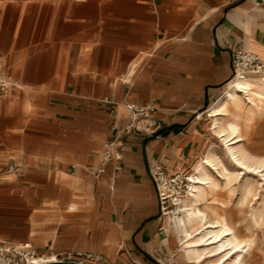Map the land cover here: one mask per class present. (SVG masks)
<instances>
[{
  "label": "crops",
  "instance_id": "obj_1",
  "mask_svg": "<svg viewBox=\"0 0 264 264\" xmlns=\"http://www.w3.org/2000/svg\"><path fill=\"white\" fill-rule=\"evenodd\" d=\"M239 48L264 62V0H0V243L189 264L148 168L194 160ZM125 102L158 130L123 134Z\"/></svg>",
  "mask_w": 264,
  "mask_h": 264
},
{
  "label": "bare ground",
  "instance_id": "obj_2",
  "mask_svg": "<svg viewBox=\"0 0 264 264\" xmlns=\"http://www.w3.org/2000/svg\"><path fill=\"white\" fill-rule=\"evenodd\" d=\"M257 107H264V74L243 71H238L230 79L222 94L208 107L207 114L213 120L212 133L223 143L224 153L233 169L230 170L210 148L190 174H186L190 191L181 199L180 213L170 219H173L182 255L190 263L242 264L243 255L239 252H248L252 247L249 240H243L239 235V226L232 224L223 212L224 202L212 197V193L218 192L222 185L211 180V172L218 179H223L231 192L234 190L233 182L243 174L264 177V158L253 155L244 146V135L237 121L225 122L240 111L251 116ZM255 181L246 178L242 184L245 198L255 190Z\"/></svg>",
  "mask_w": 264,
  "mask_h": 264
},
{
  "label": "built area",
  "instance_id": "obj_3",
  "mask_svg": "<svg viewBox=\"0 0 264 264\" xmlns=\"http://www.w3.org/2000/svg\"><path fill=\"white\" fill-rule=\"evenodd\" d=\"M234 78L238 71L244 73L264 74V62L256 55L239 48L234 52L233 59ZM231 78V79H232ZM13 86L10 77L4 72L0 54V98L4 97ZM105 100H108L106 98ZM124 109L128 123L121 130L123 134H131L135 131L155 133L158 130L157 123L153 120L155 106L152 102L145 105H137L131 102L124 103ZM121 159L120 143L117 138L105 143L100 158V171L108 161L119 162ZM117 168H119L117 166ZM149 175L154 183L161 212L165 216L175 217L180 213L178 207L182 205L181 199L190 191L186 175L180 172L167 174L161 163L155 161L150 164ZM70 263V264H112L102 255L92 252L75 251L64 253L59 256L40 255L28 242H5L0 243V264H47V263Z\"/></svg>",
  "mask_w": 264,
  "mask_h": 264
},
{
  "label": "rangeland",
  "instance_id": "obj_4",
  "mask_svg": "<svg viewBox=\"0 0 264 264\" xmlns=\"http://www.w3.org/2000/svg\"><path fill=\"white\" fill-rule=\"evenodd\" d=\"M252 74L257 75L255 73ZM244 107L246 108L247 105H244ZM254 111L255 113L251 116L245 111H240L235 116L225 119V122L237 121L244 135V141H242L244 146L253 155L264 158V107L254 108ZM205 126L206 129L202 135L200 149L194 160L184 171L180 172L182 175L190 174L193 166L202 159L210 148H213L230 170L233 169L224 153L223 143L212 133L211 120ZM246 178L256 180V188L247 198L242 194V184ZM211 180L222 185L218 192L212 193V197L224 202L223 212L228 216L232 224L239 226V235L242 239L249 240L252 244L248 252H239L243 255L242 264H264V177L258 174H243L237 181L233 182L234 190L232 192L229 191L224 180L218 179L215 173L211 172ZM188 257L190 259V256ZM186 260L188 261V259ZM189 264L194 263L191 262Z\"/></svg>",
  "mask_w": 264,
  "mask_h": 264
},
{
  "label": "water",
  "instance_id": "obj_5",
  "mask_svg": "<svg viewBox=\"0 0 264 264\" xmlns=\"http://www.w3.org/2000/svg\"><path fill=\"white\" fill-rule=\"evenodd\" d=\"M232 78V77H231Z\"/></svg>",
  "mask_w": 264,
  "mask_h": 264
}]
</instances>
